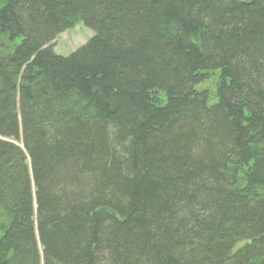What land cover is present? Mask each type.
Here are the masks:
<instances>
[{
  "label": "trees",
  "instance_id": "obj_1",
  "mask_svg": "<svg viewBox=\"0 0 264 264\" xmlns=\"http://www.w3.org/2000/svg\"><path fill=\"white\" fill-rule=\"evenodd\" d=\"M0 264H264V0H0Z\"/></svg>",
  "mask_w": 264,
  "mask_h": 264
},
{
  "label": "rangeland",
  "instance_id": "obj_2",
  "mask_svg": "<svg viewBox=\"0 0 264 264\" xmlns=\"http://www.w3.org/2000/svg\"><path fill=\"white\" fill-rule=\"evenodd\" d=\"M92 36V31L85 28L83 25H77L71 30L62 32L52 43V50L55 55L67 57L86 44ZM217 80L218 76L214 74L207 81L197 86V89L200 91H208V97L210 96L209 101L211 102L214 101Z\"/></svg>",
  "mask_w": 264,
  "mask_h": 264
}]
</instances>
